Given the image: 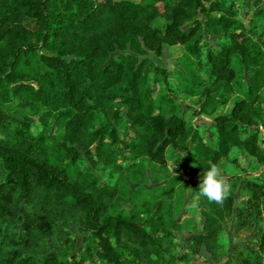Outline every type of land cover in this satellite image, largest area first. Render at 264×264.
Listing matches in <instances>:
<instances>
[{"label": "trees", "instance_id": "trees-1", "mask_svg": "<svg viewBox=\"0 0 264 264\" xmlns=\"http://www.w3.org/2000/svg\"><path fill=\"white\" fill-rule=\"evenodd\" d=\"M172 47V73L147 59ZM209 162L222 205L192 183ZM263 206L264 0H0V264H264ZM225 219L255 230L222 260Z\"/></svg>", "mask_w": 264, "mask_h": 264}, {"label": "rangeland", "instance_id": "rangeland-1", "mask_svg": "<svg viewBox=\"0 0 264 264\" xmlns=\"http://www.w3.org/2000/svg\"><path fill=\"white\" fill-rule=\"evenodd\" d=\"M161 24V20L156 22V25L159 26ZM209 39V38H208ZM183 55V50L181 47H172V48H166L163 51V56L162 57H155L153 54L147 55V59H149L153 64H156L160 67H163L165 69H167L170 73H172L174 71V69H176L179 65V59L182 57ZM238 76H237V80L235 82L236 87L240 88L241 90H244L245 88V83L247 81V73H245L243 70H241L240 68H238ZM239 97V95H235L232 100H234L235 98ZM201 99L200 98H188L185 97L183 95H178L177 96V106H179V108H182V111L178 110V113L180 115H182L186 120H189L191 124L194 125H198V124H202V125H207L209 124V119H203V118H193L189 116V111L190 109L199 106ZM230 106L231 104H228L224 107H222L221 109H219V113H227L230 110ZM190 117V118H189ZM171 154H173L171 152L170 149L167 150V156H170ZM123 167L126 166V162L125 161H120ZM180 162V158L179 157H175V158H171L167 159L166 162V166H167V170L170 174H174V168L176 167V165ZM222 174L225 171V163H222L219 165ZM234 167V166H233ZM232 167V169L234 170V168ZM261 170L259 168H255L252 169L249 173H247L246 176L241 175V177H243L244 180H254L256 178L261 177L260 174ZM224 175V174H223ZM225 177H227L226 175H224ZM203 178L202 176H197L196 178H194L192 180L193 184H199L201 182V179ZM134 186L131 185V188L133 189ZM152 188V185L148 187V189ZM251 195L250 191L248 190H243L240 188H238L236 190V192H234V197L236 200V206H241L243 204V202L245 200H247V198ZM184 196L186 198V202L184 204H178L176 205V215H178V220L182 221L181 222V226L183 225V222L188 220V216H186L183 212V210H185L184 208H186L187 211L189 210H193L194 208H196V198H193L191 195V190L188 189L186 190V192L184 193ZM192 201V202H191ZM191 202V204H190ZM262 213L264 215V206L262 208ZM191 219V218H190ZM192 222L194 224L197 225V229H200V223H201V218L196 217L191 219ZM223 232L219 235V243H220V250L219 253L221 254V259H225L228 255H231V248L237 243V242H243L244 240L248 239L251 234L253 233L252 231L254 230H250V231H244V232H240V233H233L232 232V220L229 219H225L223 222ZM70 231L72 232V236L71 238L73 240L76 241V250H79L84 242L83 237L84 235H86L85 233H80L78 230V226L74 225L70 228ZM19 232H21V229L19 230ZM190 232V229L183 228V233L179 234V240L178 243H183L184 239L186 237H188ZM203 258L205 260H207V262L209 264H216V262H213L212 259L208 258V255L206 254V252H203ZM196 262H199V260L196 259Z\"/></svg>", "mask_w": 264, "mask_h": 264}, {"label": "clouds", "instance_id": "clouds-1", "mask_svg": "<svg viewBox=\"0 0 264 264\" xmlns=\"http://www.w3.org/2000/svg\"><path fill=\"white\" fill-rule=\"evenodd\" d=\"M231 185L222 174L217 164L209 162V167L204 171L198 190L201 196L209 202L222 205L230 194Z\"/></svg>", "mask_w": 264, "mask_h": 264}, {"label": "flooded vegetation", "instance_id": "flooded-vegetation-1", "mask_svg": "<svg viewBox=\"0 0 264 264\" xmlns=\"http://www.w3.org/2000/svg\"><path fill=\"white\" fill-rule=\"evenodd\" d=\"M203 252H205L204 250H201V256H203L202 254H203ZM207 254V253H206ZM208 255V254H207ZM229 256V255H228ZM208 257H209V255H208ZM212 259V258H211Z\"/></svg>", "mask_w": 264, "mask_h": 264}, {"label": "water", "instance_id": "water-1", "mask_svg": "<svg viewBox=\"0 0 264 264\" xmlns=\"http://www.w3.org/2000/svg\"><path fill=\"white\" fill-rule=\"evenodd\" d=\"M199 118H202V117H199ZM208 258H209V259H211V257H210V256H209Z\"/></svg>", "mask_w": 264, "mask_h": 264}]
</instances>
